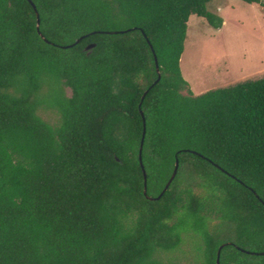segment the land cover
I'll return each mask as SVG.
<instances>
[{
	"label": "trees",
	"instance_id": "trees-1",
	"mask_svg": "<svg viewBox=\"0 0 264 264\" xmlns=\"http://www.w3.org/2000/svg\"><path fill=\"white\" fill-rule=\"evenodd\" d=\"M32 1L47 40L0 0V264H181L190 231L189 264H264V76L196 95L180 66L212 0Z\"/></svg>",
	"mask_w": 264,
	"mask_h": 264
},
{
	"label": "rangeland",
	"instance_id": "rangeland-1",
	"mask_svg": "<svg viewBox=\"0 0 264 264\" xmlns=\"http://www.w3.org/2000/svg\"><path fill=\"white\" fill-rule=\"evenodd\" d=\"M207 9L224 21L215 28L202 17L189 16L180 66L193 93L263 77L264 7L243 0H212ZM41 113L50 121L57 118L50 110ZM199 244L198 235L187 232L180 246L163 257L192 263L200 254Z\"/></svg>",
	"mask_w": 264,
	"mask_h": 264
},
{
	"label": "water",
	"instance_id": "water-1",
	"mask_svg": "<svg viewBox=\"0 0 264 264\" xmlns=\"http://www.w3.org/2000/svg\"><path fill=\"white\" fill-rule=\"evenodd\" d=\"M29 1H30V3L32 4L33 8L35 9V11H36V13H37V30H38L39 34H40L45 40H47V39L44 37V35L42 34V32H41V30H40V27H39V25H40V18H39V13H38V11H37V7H36V5L34 4V2H33L32 0H29ZM128 30H130V28H128V29H126V30H115V31H105V32H107V33H114V32H124V31H128ZM82 38H83V36H81L80 38H78V39L76 40L75 43L79 42L80 39H82ZM68 46H69V45H66V46H64V47H68ZM93 46H94V44H88V45L86 46V49H91ZM154 59H155L156 70H157V72H158V78H157V80H156V82H157V81H159L161 75H160V69H159L158 59H157V56H156L155 54H154ZM146 92H147V91H146ZM146 92H145V93H146ZM145 93H144V95H145ZM144 95H143V97H144ZM141 114H142L143 121H144V125H145V117H144V113H143L142 110H141ZM139 159H140V164H141V167H142V170H143V174H144V193L146 194V192H147V174H146V170H145V168H144L143 162H142V145L140 146ZM178 164H179L178 159H176L174 171H173V173H172L170 179H169L168 182L166 183L165 188H164V190L162 191L161 194L164 193V191L169 187L170 183H171L172 180L174 179V177H175V175H176V173H177V170H178ZM161 194H160V195H161ZM147 197H148L149 199L153 200V199H157V198H159L160 196H157V197H151V196H148V195H147ZM220 249H221V247L219 248V250H218V254H217V264H219ZM247 252H249V253H255V252H251V251H247ZM260 253L264 254V252H260Z\"/></svg>",
	"mask_w": 264,
	"mask_h": 264
}]
</instances>
